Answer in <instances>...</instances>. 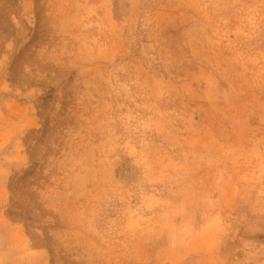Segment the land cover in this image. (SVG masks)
Returning a JSON list of instances; mask_svg holds the SVG:
<instances>
[{"label": "rangeland", "instance_id": "1", "mask_svg": "<svg viewBox=\"0 0 264 264\" xmlns=\"http://www.w3.org/2000/svg\"><path fill=\"white\" fill-rule=\"evenodd\" d=\"M0 264H264V0H0Z\"/></svg>", "mask_w": 264, "mask_h": 264}]
</instances>
